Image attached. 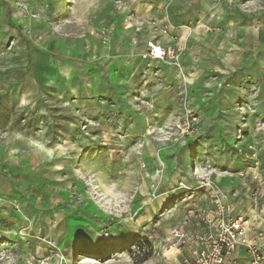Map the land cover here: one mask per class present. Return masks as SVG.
Returning a JSON list of instances; mask_svg holds the SVG:
<instances>
[{
    "label": "rangeland",
    "instance_id": "obj_1",
    "mask_svg": "<svg viewBox=\"0 0 264 264\" xmlns=\"http://www.w3.org/2000/svg\"><path fill=\"white\" fill-rule=\"evenodd\" d=\"M218 202L264 228V0H0V264H179Z\"/></svg>",
    "mask_w": 264,
    "mask_h": 264
},
{
    "label": "built area",
    "instance_id": "obj_2",
    "mask_svg": "<svg viewBox=\"0 0 264 264\" xmlns=\"http://www.w3.org/2000/svg\"><path fill=\"white\" fill-rule=\"evenodd\" d=\"M142 57L175 64L180 58V49L172 44L148 41ZM195 120L192 112L181 120L180 126L186 134L193 131ZM203 180L206 185L210 183L206 178ZM217 209V217L206 219L195 232L180 230L169 237L184 252L179 264H235L242 249L246 252L247 264H264V244L257 241L261 237L264 240V228L253 233L244 216H230L219 202Z\"/></svg>",
    "mask_w": 264,
    "mask_h": 264
},
{
    "label": "crops",
    "instance_id": "obj_3",
    "mask_svg": "<svg viewBox=\"0 0 264 264\" xmlns=\"http://www.w3.org/2000/svg\"><path fill=\"white\" fill-rule=\"evenodd\" d=\"M141 7V6H140ZM166 42H169L166 40ZM165 43V41L163 42ZM174 43V41H173ZM154 62H157V61H154ZM162 67H165V63H162V62H158ZM159 66V65H158ZM167 66V65H166ZM170 68V67H169ZM172 68V67H171ZM237 215H240V214H237ZM259 238H257V241H258ZM264 249V248H263ZM264 251V250H263ZM184 252H182L183 254ZM182 254H181V258H182ZM235 264H247V257H246V252L244 249L241 250V253H240V258L239 260L235 263Z\"/></svg>",
    "mask_w": 264,
    "mask_h": 264
}]
</instances>
